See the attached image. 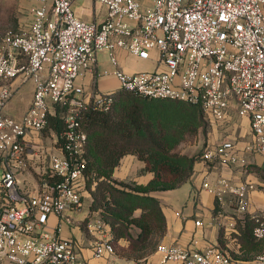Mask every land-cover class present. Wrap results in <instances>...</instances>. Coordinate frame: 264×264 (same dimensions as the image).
Instances as JSON below:
<instances>
[{"label":"built area","instance_id":"obj_1","mask_svg":"<svg viewBox=\"0 0 264 264\" xmlns=\"http://www.w3.org/2000/svg\"><path fill=\"white\" fill-rule=\"evenodd\" d=\"M73 1L35 0L30 24L7 30L0 38V190L5 200L0 204V264H88L73 240L58 231L66 212L83 206V114L108 112L115 100V90L86 98L79 82L94 72L101 49L107 50L118 90L198 105L213 124L227 120L234 109L249 119L252 137L245 150L264 152V0H149L147 5L139 0H89L105 8L99 23L78 18ZM119 50L151 60L154 67L126 72ZM21 75L31 80L33 92L27 110L15 119L3 109L11 96L7 82ZM54 103L65 108V129L57 151L48 155L46 170L39 172L48 171L54 181L42 179L34 192L22 191L16 176L30 161L25 135L42 131ZM204 159L247 163L230 140L205 150ZM202 186L218 199L232 194L237 211L246 212L251 184L233 185L220 177L214 185L204 181ZM252 217V235L262 249L251 260L214 246L200 250L159 243L158 264H264V213ZM99 226V221L87 223L89 231ZM104 252H114L112 243L96 242L94 255Z\"/></svg>","mask_w":264,"mask_h":264},{"label":"crops","instance_id":"obj_2","mask_svg":"<svg viewBox=\"0 0 264 264\" xmlns=\"http://www.w3.org/2000/svg\"><path fill=\"white\" fill-rule=\"evenodd\" d=\"M84 7L90 12L75 13V4L84 3ZM144 5L149 4V0H139ZM91 3V7H90ZM98 4V3H97ZM35 0H33V6ZM72 10L75 15L87 22L99 23L105 16V8L100 4V11L97 12L96 3L89 0H74L72 3ZM32 20V14L29 24ZM118 56L120 59L121 68L126 72H136L146 69L136 70L137 63H146L147 69L154 67V62L151 60H140L137 57L127 54L119 50ZM102 70L107 73L97 76ZM112 67L106 56L99 58L97 55V67L94 72H87L79 82L84 88V95L92 96L99 89H105L113 86L117 81L111 73ZM27 78L18 76L7 82L11 89V96L6 103L3 111L5 114L12 116L15 119H20L27 110L33 92V86L29 95L24 101H18L12 106L10 99L14 92L20 88ZM117 91L116 89H111ZM230 119L234 121L240 119L241 123L249 127V119L247 117L237 116L235 110L230 111ZM39 134L33 131H28L25 135V141L28 145L29 151L27 156L37 155V146L39 142ZM252 134L250 135L251 141ZM249 141V142H250ZM249 142L239 147L235 144L237 154L245 156L247 163L245 165L221 163L215 159L212 161H197L193 166V172L188 179L176 187L164 190H154L150 195L156 197L159 201L162 215L165 221V231L160 237L158 243L172 244L177 243L189 249H203L207 246H214L220 250L230 254L234 258L243 259L244 251L254 252L256 248L247 249L241 240V234L245 228L246 219L251 214L264 213V152L250 153L245 150V146ZM52 151H57L53 147ZM51 151V152H52ZM29 158V157H28ZM31 161V160H30ZM28 162V167L17 173H24L30 171L37 182V173L33 170L32 165L37 164L32 160ZM144 167V162L138 159L135 155L127 154L120 159L119 165L114 169L112 178L126 181L128 179H135L138 184H147L152 178V173L140 171ZM138 174V175H137ZM225 178L230 184H239L245 182L251 184V187L246 191L247 210L246 212H238L237 204L234 201L232 194H224L221 199L210 193L206 188H203L202 183L207 181L210 186L214 185L216 179ZM83 198V197H82ZM83 199V206L78 212H66V217L60 219V229L58 234L62 238H70L74 242L76 252L82 260L88 264H158L161 254L156 250L149 254L145 259L136 261L134 259L126 258L122 255V250L129 246V239L122 234H114L110 225L106 222H101L95 218V213L89 211L88 205ZM139 212V210H137ZM136 212V214H137ZM200 220L201 224L196 225L195 221ZM52 223L56 222L54 216L50 217ZM99 221L98 229L87 228L88 222ZM232 223L230 227L229 224ZM128 231L131 236H135L139 228L130 224ZM112 242L114 252H104L102 256L94 255V245L96 242ZM260 250L257 251L259 253ZM256 253V254H257ZM248 260V259H243ZM165 264H179L172 261H167Z\"/></svg>","mask_w":264,"mask_h":264},{"label":"trees","instance_id":"obj_3","mask_svg":"<svg viewBox=\"0 0 264 264\" xmlns=\"http://www.w3.org/2000/svg\"><path fill=\"white\" fill-rule=\"evenodd\" d=\"M123 93L126 94L124 102L115 106ZM52 107L53 112L48 113L41 132L55 134L59 145L61 133L65 129V108L57 103ZM188 111L208 121L198 105L117 90L108 112L89 110L83 114L82 124L87 133V142L83 154L82 191L89 190L92 197L90 209L99 211L104 217L103 222L110 225L114 234H122L129 239V246L122 250L126 258L136 261L145 259L156 250L165 231L159 201L150 192L181 184L192 174L194 164L201 160L198 156H179L167 151L168 138L172 137L167 132L176 117L185 119ZM127 154L135 155L144 162L142 172L153 174L147 184L134 185L112 178L120 159ZM36 175L38 181H54L48 171ZM3 202L5 200L0 190V204ZM136 210H139L137 214ZM130 224L139 228L135 236H131L128 231ZM253 225L250 214L241 240L247 249L260 247L261 251L262 243L252 235ZM256 253L244 255L243 259L251 260Z\"/></svg>","mask_w":264,"mask_h":264},{"label":"rangeland","instance_id":"obj_4","mask_svg":"<svg viewBox=\"0 0 264 264\" xmlns=\"http://www.w3.org/2000/svg\"><path fill=\"white\" fill-rule=\"evenodd\" d=\"M79 3L80 2H77V4H75L76 14L81 12H90L88 9L78 6H85V1L84 3ZM32 6L33 0H0V38L7 30L11 29L17 31L19 29L26 28L29 25L32 14ZM99 6L100 4L96 3L97 12L101 9ZM106 53V49H101L97 52V55L99 58H102L103 56H106ZM136 68V70L147 69L146 63H137ZM118 87L119 83L116 81L113 86H110V88L105 90L116 89ZM31 88V80H25L22 86L14 92L9 101L10 105L12 106L18 101H24L29 95ZM99 91L103 90L99 89ZM124 96H126L124 93L120 95L115 106H119L124 102ZM167 133L172 135L171 138H168V153L187 157L198 156L201 161H205V150L223 140L232 141L239 147L238 151H241V146L246 145L250 141L251 130L249 127L241 123L240 119H236L234 121L233 119L228 118L221 124H213L203 119L202 116L189 113L188 111L185 119H179V117H176L173 121L172 128H170ZM39 136V144L36 148L37 155L28 156L31 161H36L37 164L32 165L33 170L36 172L46 170L48 165V155L51 153L53 147H56L57 145V137L55 134L50 132H41ZM98 170L102 172L99 167ZM1 175L2 170L0 168V179ZM16 182L19 189L22 191L34 192L37 188V182L30 171L19 173L16 176ZM126 182L138 185L135 179L126 178ZM82 197L87 202L85 203L88 205L89 211L95 213V218L103 222L104 217L99 213V211L90 209L92 197L89 190L85 189L82 191ZM16 206L21 207L22 203L17 201ZM259 249L260 247H256L254 252L249 253L244 251V254L250 256L256 253Z\"/></svg>","mask_w":264,"mask_h":264}]
</instances>
